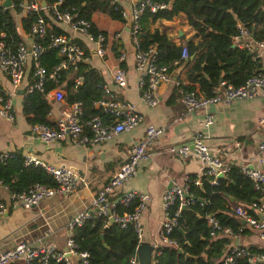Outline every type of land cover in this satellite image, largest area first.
<instances>
[{
	"label": "crops",
	"instance_id": "1",
	"mask_svg": "<svg viewBox=\"0 0 264 264\" xmlns=\"http://www.w3.org/2000/svg\"><path fill=\"white\" fill-rule=\"evenodd\" d=\"M4 1L0 0V5ZM120 6L122 9H127L124 2ZM26 15L27 12L24 10L18 15L16 21L22 41L29 43L30 37L23 33L20 24ZM91 21L98 31L106 33V55L103 59L96 56L94 45L82 35L74 33L68 24L52 22L70 39L79 42L78 44L81 43L88 57L86 61H83L84 65L88 69L97 70L103 77V88L107 87L110 91L106 95L103 90V97L115 103L132 106L135 113L142 118V123L130 132L101 144L80 147L70 142H56L46 145L32 133V126L27 123L22 113L25 89L33 80L30 73L31 60L26 65L21 87L16 91L13 90L7 76L0 71V92L4 97L10 98L14 114L12 122L0 118V154L19 153L23 158L33 156L52 167H68L86 183L85 186L80 185L72 194H57L48 200L41 201L28 211L14 206L9 191L0 188V200L5 206V211L0 216V253L13 248L17 243H26L35 249L53 247L57 252L62 251L67 239L68 221L78 213L91 208L92 200L99 190L108 184L111 176L126 161L133 145L143 138L148 127L162 128V136L156 140L150 156L141 163L135 175L110 198L117 200L128 193L149 196L141 216L143 231L141 241L154 247L155 250L162 246L159 235L164 221L163 194L175 186L182 187L186 181L189 185L197 181L198 187L201 188V179L204 177L202 163L194 154L182 157L171 149L190 143L196 133H201L205 137L208 148L217 154L229 169L235 167L241 171L243 167H246L260 168L264 171V156H261L258 151V145L264 139V99H242L228 105H211L195 113L186 112L178 101L176 85L180 84L187 88L193 85L188 82V73L194 68L199 58L198 55L193 54L189 55V59L183 65L171 71L172 74L176 70H181L177 81L170 80L158 87L154 94L158 104L156 107H150L140 98L138 74L134 65L133 41L130 31H125L126 25L123 26L121 22L111 20L108 16L99 13H94ZM147 29L150 32L159 31L176 46L198 41V38H194V30L183 16L150 22ZM231 42L233 49L242 51L233 43V39ZM126 43L132 48L130 54L126 52ZM123 54L124 60L121 61L120 57ZM249 54L253 55V60H257L260 71L264 73V53L259 54V50L255 49ZM121 64H124V68ZM119 71H122L127 79L125 89H120L113 83V76ZM77 76H80L78 68L77 70L70 68L65 71L63 80L57 85L64 93V106H70L66 103V98L69 86L74 83ZM220 78L224 80L223 73ZM57 86L51 87L50 90L56 89ZM21 90L23 94L19 93ZM45 100L50 107L48 121L54 126L59 114V106L51 99ZM206 115H211L214 121L210 126L201 128L199 123ZM108 118L109 120L104 122L113 121L109 116ZM233 200L232 202L229 199L230 203H236L234 198ZM197 202L200 205L206 204L203 198L197 199ZM250 206L245 203L238 205L245 211L251 210ZM229 239L232 240V238ZM238 245L264 251V243L260 242L250 229L247 236L238 239ZM229 246L235 245L231 241Z\"/></svg>",
	"mask_w": 264,
	"mask_h": 264
},
{
	"label": "built area",
	"instance_id": "2",
	"mask_svg": "<svg viewBox=\"0 0 264 264\" xmlns=\"http://www.w3.org/2000/svg\"><path fill=\"white\" fill-rule=\"evenodd\" d=\"M109 2L112 6L120 9L121 23L123 26L126 25L127 20L130 21V35L134 47V65L138 74L140 98L148 106L156 107L158 101L154 97V94L161 84L170 81L171 69L167 66H157L154 56L155 50L152 47L147 51L139 50V22L142 14L146 10L154 13L157 10L166 9L167 6L153 4L152 0H109ZM122 2L127 5V9H122L120 6ZM26 4V6L23 5L26 12L51 13V9L47 6L45 8L41 7V0H27ZM52 10L57 22L68 24L74 33L82 35L88 42L92 43L98 58L103 59L105 57L106 37L102 34L94 36L91 33L90 21L78 18L68 12L60 13L57 11L56 5L52 7ZM236 28L238 31L237 35L232 39L238 48L249 53L254 52L255 49L259 50V54L264 53L263 41L253 39L251 32L240 24ZM45 29L46 25L43 19L38 18L31 27L32 37H30L29 43L22 41L14 52L5 48L3 41L0 40V71L7 76L13 90L20 89L25 77L26 65L31 60L33 62V83L25 89V94H31L34 90L39 91L44 95L45 99H51L59 106V114L55 125L52 127L43 124L33 125L31 127L32 133L46 145L56 142H70L80 147H87L91 144L104 143L138 127L142 123V118L135 113L132 106L115 103L103 97L95 102L94 105L113 121L110 123L104 122L100 117L96 116L92 117L85 124H82L80 121L82 114L80 103L64 106L65 96L62 89H59V86L56 89H49L46 92L45 84L47 81L51 80L57 83V78L60 77L62 71H67L70 68L77 70V64L86 61L88 57L84 49L75 40L70 39L66 35L53 37L50 41L49 48L57 50L56 57L58 65L52 72H47L39 62L43 47L38 41V38L44 36ZM1 37L3 38L4 36L1 35ZM124 56V54L121 55V61L124 60ZM188 59V50L183 46L180 60L185 62ZM81 82L82 77L77 76L73 83L74 89H77ZM113 83L116 87L125 89L127 87L125 74L122 71L117 72L113 76ZM218 87H222V92L216 93ZM218 87L210 95H198L194 91L177 84L178 101L183 105L186 112L195 113L205 110L211 105H228L236 100L242 99H264V73L257 72L253 74L240 86H234L223 80L219 83ZM103 90L106 95L110 92L107 87H104ZM0 118L9 122L14 120L13 106L9 97L0 96ZM213 121L214 119L211 115H206L204 120L199 123V126L201 128L208 127ZM162 134V128L148 127L146 129L143 138L137 144L133 145L126 161L111 176L108 184L99 190L98 194L92 200L91 208L78 213L68 221L66 226L67 239L62 251L57 252L53 247L35 249L26 243H17L13 248L0 253V264H31L35 259H37L38 264H49L50 260L64 262L65 264H88V253L77 251L73 236L74 230L83 226L85 222L90 221L93 215L105 219V227L108 226L110 219L121 228L132 225L140 242L143 233L141 216L149 201V196L128 193L117 200H112L110 197L135 175L141 163L150 156V151L154 143ZM171 151L182 157L194 154L202 163V175L211 178L209 181L211 185H216L218 177L225 175L229 171V168L224 165L217 154L208 148L205 143V137L201 133H196L190 143L179 148L171 149ZM258 151L261 156H264V139L259 143ZM7 155L0 154V162H3L7 158ZM24 165H33L44 169L56 183V186L53 188L36 184L21 194H10L13 205L25 211L31 210L41 201L48 200L57 194H72L80 185H86L85 180L78 178L74 171L68 167H52L33 156L25 157ZM240 173L253 184L254 190L260 193L262 197L251 204L250 207L253 214L248 213V211L243 210L241 207L233 209V213L238 220L241 219L244 221V225H241L238 229L237 235L229 227H222L212 216L205 218L206 224L210 228L209 234L212 237H215L217 234H222L229 238L240 239L242 232L245 228H248L256 234L260 242L264 243V171L260 168L248 169L243 167ZM193 185L198 186L199 183L196 181ZM190 187L191 185L186 181L182 187L175 186L163 194L162 208L164 221L161 225L159 235L162 246L177 247L176 242L170 239V234L176 226L179 210L190 206L191 203L196 201L190 194ZM0 188L8 191V188L2 182H0ZM135 200L138 202V205L131 213L119 215L115 212V206L117 204L128 207ZM176 204L178 211L173 217H170L169 208ZM4 211L5 206L0 200V216ZM158 249L155 250L154 248L152 264L159 255ZM238 259L246 260L249 264H264V252L252 253L239 245L229 246L222 264H236V260ZM128 264H138L136 255L130 258Z\"/></svg>",
	"mask_w": 264,
	"mask_h": 264
},
{
	"label": "trees",
	"instance_id": "3",
	"mask_svg": "<svg viewBox=\"0 0 264 264\" xmlns=\"http://www.w3.org/2000/svg\"><path fill=\"white\" fill-rule=\"evenodd\" d=\"M11 1L10 9L0 7V40L3 41L5 48L14 52L22 42L16 20L25 9L23 8L24 0ZM45 1L51 13L45 15L43 12H27L20 24L23 33L32 37L31 27L38 18L43 19L46 29L44 36L38 38L43 47L39 62L47 72H52L58 65L57 50L49 48L51 39L66 35L52 22L56 21L52 10L54 5L60 13L68 12L90 21L91 33L94 36L102 34L106 37V33L98 31L91 21L94 13L104 14L111 20L122 22L120 9L112 6L109 0ZM152 3L166 5L167 8L154 13L146 10L142 14L139 22V50L147 51L151 47L153 50L156 48L154 56L157 66H167L172 71L182 65L180 55L183 46H176L157 30L150 32L147 29L148 23L183 16L194 30V38H198L196 43L190 41L184 45L189 55L199 56L194 68L188 73V82L193 85L185 87L186 89L198 95H210L218 87L222 73L224 81L240 86L253 74L261 72L257 60H253V55L244 50L233 49L231 39L237 35L236 26L240 24L251 32L253 39L264 41V0H174L173 2L152 0ZM1 35L4 37L2 38ZM79 45L81 46V43ZM121 65L124 68V64ZM30 66L32 74V61ZM77 68L82 82L76 90L73 84L69 86L66 103L68 105L75 102L82 104L83 113L80 117L82 124L96 116L103 121H108V115L94 107V103L103 98V77L97 70L88 69L83 62H79ZM64 73L65 71H62L57 78L58 84L63 80ZM57 83L47 81L46 92L51 87L57 86ZM0 96H4L3 93L0 92ZM49 111L50 107L41 92L34 90L31 94H25L22 113L29 125L43 124L52 127L48 121ZM210 179L203 177L201 188L191 185L190 194L196 201L179 210L176 226L170 234V239L176 242L177 247L168 245L160 247L159 255L153 264H222L231 240L221 234L215 237L210 236V228L205 218L212 216L222 227H229L237 235L241 224L232 210L241 203L251 205L262 195L254 190L253 184L235 167L230 168L223 178L217 179L216 185H211ZM0 182L8 188L10 194H21L36 184L52 188L56 186L53 178L44 169L33 165L25 166L24 158L19 153L8 154L7 158L0 162ZM229 197L234 198L236 203H230ZM199 198H203L206 204L200 205L197 202ZM137 205L136 200L128 207L117 204L115 212L119 215L131 213ZM177 211V204L170 207V217H173ZM248 213L253 214L250 209ZM105 223V219L93 215L90 221L76 228L73 240L77 251L88 253V264H128L130 258L136 255L139 245L133 226L127 225L121 228L114 223L105 227ZM248 234L249 229L245 228L241 235ZM101 235L103 241L100 238ZM244 248L252 253L264 252L253 247ZM179 250L182 253H179ZM31 264H38L37 259ZM49 264L65 263L50 260ZM236 264L249 263L238 259Z\"/></svg>",
	"mask_w": 264,
	"mask_h": 264
},
{
	"label": "water",
	"instance_id": "4",
	"mask_svg": "<svg viewBox=\"0 0 264 264\" xmlns=\"http://www.w3.org/2000/svg\"><path fill=\"white\" fill-rule=\"evenodd\" d=\"M26 1L24 0V6H26ZM174 0H171V2H173ZM1 8L3 9H10L12 7V1L11 0H5L1 5ZM41 7L45 8L46 7V1L45 0H41ZM125 31L129 32L130 31V21L127 20L126 22V26H125ZM126 47V52L128 54L132 53V48L130 46V44L126 43L125 44ZM156 51V48H155ZM186 62V61H185ZM183 62V63H185ZM183 65V64H182ZM222 67V66H221ZM181 70H176L174 71L171 75H170V80L175 82L178 79L179 73ZM223 81V78L219 79V83H221ZM222 92V87H218L216 89V93H220ZM20 94H23L22 90L19 92ZM52 102V101H51ZM223 176H219V178H222ZM232 202L234 201L233 198H229ZM240 222L241 225H244V221L239 219L238 220ZM114 221L112 219L109 220V226L113 225ZM101 240L103 241V236L101 235ZM232 243L235 246H238V239L237 238H232ZM154 252V247L147 245L146 243H144L143 241L139 242V245L137 247V259H138V264H151L152 263V254ZM179 253H182L181 250H179ZM69 258V256H67ZM186 258H188V256H186Z\"/></svg>",
	"mask_w": 264,
	"mask_h": 264
}]
</instances>
